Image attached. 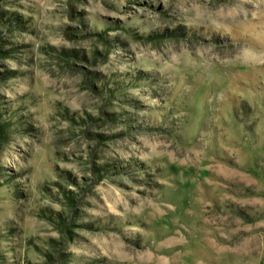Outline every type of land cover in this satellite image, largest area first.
<instances>
[{
  "label": "clouds",
  "instance_id": "clouds-1",
  "mask_svg": "<svg viewBox=\"0 0 264 264\" xmlns=\"http://www.w3.org/2000/svg\"><path fill=\"white\" fill-rule=\"evenodd\" d=\"M0 264H264V0H0Z\"/></svg>",
  "mask_w": 264,
  "mask_h": 264
},
{
  "label": "rangeland",
  "instance_id": "rangeland-1",
  "mask_svg": "<svg viewBox=\"0 0 264 264\" xmlns=\"http://www.w3.org/2000/svg\"><path fill=\"white\" fill-rule=\"evenodd\" d=\"M244 56H245V58L251 59L253 61H255L257 59L255 53H253L250 50H246L245 53H244ZM185 175H187V173H185ZM202 175L205 176V177H208L207 166H205V170L202 172ZM190 183H191L190 181H186L184 186L188 187L190 185ZM184 203L187 204V199L184 200ZM158 210L161 211V212L163 211V209H159V208H158Z\"/></svg>",
  "mask_w": 264,
  "mask_h": 264
}]
</instances>
